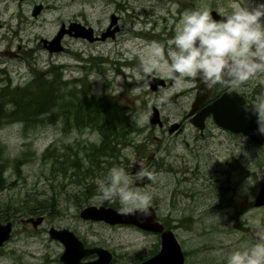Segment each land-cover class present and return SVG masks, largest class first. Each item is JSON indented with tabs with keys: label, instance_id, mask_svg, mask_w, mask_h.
Listing matches in <instances>:
<instances>
[{
	"label": "rangeland",
	"instance_id": "1",
	"mask_svg": "<svg viewBox=\"0 0 264 264\" xmlns=\"http://www.w3.org/2000/svg\"><path fill=\"white\" fill-rule=\"evenodd\" d=\"M43 1L46 6L35 17L30 12L32 6L25 4L27 20L21 25L24 29L19 34L21 43L26 46L22 50L25 48L26 52L20 58L8 57L0 61V86L24 85L37 71L55 67L60 71L56 82L64 94L70 89L83 88L97 99L101 85L104 96L116 95L124 99L128 92H133L136 96L133 101L138 106L154 97L147 94V82L140 70H152L151 66L159 63L161 66L156 70L171 76L163 67L161 53L168 59L169 51L174 49L170 42L185 11L214 8L223 12L226 7L231 9L234 2L245 3V0ZM118 3H125V6L116 12ZM14 9L15 5H6V0H0L1 49L8 47L13 51L19 41L16 39L19 36L11 37L12 31L7 29L10 28L7 26L9 20L12 28H16L14 24L18 17L10 19ZM112 12L121 15L117 23L120 30L114 37L93 43L65 37L67 49L52 54L39 43V37L49 38L61 21L86 20L103 30L109 25ZM7 37L13 38L10 46L4 42ZM116 68L123 76L116 74ZM131 76H134L135 84L129 88ZM104 79L112 81L105 89ZM190 85L189 80L183 78L178 82L177 79L162 90L169 96L162 105L165 112L186 102L183 93H174ZM259 90L257 95H264V85ZM120 92L123 94L119 95ZM61 112L54 106L40 115V120L7 122L0 128V144L8 159L3 170L4 184L0 187V211L3 208L4 212L12 211L23 198L53 200L54 204L53 209L44 212V219L36 228L21 222L20 215L12 219L11 235L0 246V264H55L53 258L60 251V245L49 238L47 229L51 225L78 223L79 200L87 188L91 193L84 204L101 202L122 210L118 200L102 199L96 184L97 180L106 178L113 166L125 167L132 186L151 195V204L162 218L167 214L165 222L168 225L173 226L176 220L180 222L174 231L185 251L184 264H226L230 252L264 237V204L254 205L255 196L264 185V142L258 145L245 136L214 126L208 138L201 137L196 142L187 138L189 145L178 141L181 138L178 137L175 146L163 155L160 170L146 169L150 176L141 178L131 171L136 152L135 148L125 147L122 149L125 157L101 154V170L98 162L92 176L85 179L75 173L83 172L89 164L87 150L92 147V142L98 141V131L90 126L73 125L72 120ZM146 133L136 135L134 139L141 151L154 146L145 138ZM48 147L49 156L46 153ZM61 155H67L68 159L62 168L56 162L58 158L62 159ZM85 185H88L86 189ZM89 224L81 223L83 227ZM91 228L97 232L101 230V243L114 249L112 264H137L141 253L149 254L160 245L156 234L132 225L101 223L100 227L94 223Z\"/></svg>",
	"mask_w": 264,
	"mask_h": 264
},
{
	"label": "flooded vegetation",
	"instance_id": "2",
	"mask_svg": "<svg viewBox=\"0 0 264 264\" xmlns=\"http://www.w3.org/2000/svg\"><path fill=\"white\" fill-rule=\"evenodd\" d=\"M26 3H29V5L32 6V9H30L31 14L35 17L37 16L42 9L45 8L46 4L43 0H6V5H15V9L11 12L12 16H17L16 23L14 26L16 28H12L13 24L10 23V20L7 23V26L10 28H7L8 30L12 31L11 37H18L16 38L19 41L16 43V49L13 50V53L10 55H0V61H3L5 58H20L21 55L25 54V48L22 50L24 46L23 43H21L22 37H20V31L23 30L24 26L21 27V25L27 20L25 16V9L24 6ZM36 5L37 8H36ZM125 6V3L123 4ZM122 4L118 3V6H116V12L117 10L121 11V7H123ZM40 6V7H39ZM38 9L37 13L34 14V10ZM214 9V8H213ZM211 9V10H213ZM210 10V11H211ZM216 10V9H214ZM220 14H229L231 12V9L226 7V9H223V12H219ZM111 14H115L112 12ZM110 14V15H111ZM116 15V26L117 30H115V33L120 30V26L118 23V20L121 19V15ZM214 19L220 20L213 16ZM72 21H77L82 23L85 26H91L93 28V34L100 35L101 28L94 27L90 22L84 20L80 21L79 19L75 20H68L67 22L61 21L58 29L56 32L49 37L53 38L59 29L61 28V25L64 24L65 28H67L68 24ZM74 32V30L72 31ZM115 33L113 34V37L115 36ZM5 36V35H3ZM11 37H7L4 39V42L6 43V46H10L12 39ZM65 37H73L85 40L87 42L93 43V42H100L101 39H94L89 40L86 37L82 36H74L73 34H69L64 32L62 36L60 37L59 42L62 45V49L60 51H63L67 49L64 46V40ZM42 37H39V43L41 46L49 53H56L59 52L58 50H49L47 46L44 45V43L41 41ZM105 40V39H104ZM1 49V48H0ZM3 49H10L8 47H5ZM12 50V49H11ZM32 51H34V48H31ZM94 57L91 56V59ZM88 60V58L86 59ZM126 65V62L124 63ZM120 66V64H118ZM117 73L121 76H123V73L120 69L116 68ZM140 72H143V76L145 78V81L147 82V88L148 92L147 94H153L154 97H150L148 100V103L140 102V106H138L133 100L136 98L134 96L133 92H128V95L122 99L121 97H117L116 95H109L104 96L101 94V85H100V92L98 96V102L96 104H93L91 108H84L85 111H83L82 114H75L74 107L69 106L68 114L66 115L67 118L71 119L73 122V125L80 124V122H77V119L80 117H83L82 119L86 118H94L96 121V125L99 126L98 128V134L99 139L97 142H92V145H95L98 154H99V164H100V170H101V153L104 155H108L111 157H125L123 148L125 147H131L132 149L135 148L136 154L133 156L134 160L131 162V171L133 173H137L139 170V163H142L145 169H155L154 171L160 170L161 166L163 165V155H167L170 151L169 149L172 146H175V140L178 137H181L178 139V141H182L185 145H189V141L187 138L192 139L194 142H196L201 137L208 138L209 135H212V128L218 127L221 130H224L228 133L238 134L247 137L249 140H251L248 136L243 134L241 131H233L230 129H227L217 123V121L214 119L213 113L205 112V108L214 100H216L219 96H221L225 92H231L236 94L234 99L237 102L239 107H242L245 104H252L257 94L260 93V86L264 85V74H258L256 79H252L248 81L245 84H242L238 87H233L229 84H217L214 88L211 89L208 96L205 97V99L196 100V94L198 90V81L192 80L190 78H184L186 80H189L192 82V85L189 87H181L177 92L174 93V95H178L183 93V96L187 97V100L185 103L176 106L175 110H172L170 112H165L164 103L168 99V95L164 94L162 90H165L170 85H172L177 78H174L175 74L171 73L170 75L164 76L160 73V71L156 69L152 70H140ZM150 76V77H149ZM134 76H131L132 82L130 83L129 88H132V85L135 84V81L133 79ZM153 77V79L151 78ZM112 81L104 79L103 83V89L106 87L111 86ZM73 90V89H71ZM74 90H77L79 92V95L83 98V102L86 104V97H92L90 94L86 95V91L83 88H74ZM81 91V94H80ZM123 93L120 92L119 95H122ZM94 98V97H93ZM149 100H152L149 102ZM90 105L86 104L85 106ZM132 115L136 117V119L132 118ZM84 124H88L90 120H81ZM202 124V126H201ZM101 125L103 127V131L101 130ZM85 126V125H83ZM145 134V138L147 140L151 141V144H154V146L151 148L149 147L147 150L141 151L136 143L134 142L135 136L139 134ZM145 140V139H143ZM146 141V140H145ZM253 141V140H252ZM148 142V141H147ZM125 144V145H124ZM124 145V146H122ZM193 150H195V147H192ZM198 149V148H197ZM195 155V154H193ZM157 159V160H154ZM160 159V160H159ZM111 163V162H107ZM121 167V166H120ZM125 168V167H122ZM93 174V171H92ZM99 175L101 176V172H99ZM92 176V175H91ZM86 186V185H85ZM91 193V192H90ZM85 194V191L83 192ZM85 196V195H84ZM87 198V197H86ZM84 197H82L79 202V207H81L78 211V217L79 220L77 224L73 226H53L55 228H62L66 227L70 231L73 232V234L77 237L76 240L72 239L71 242V249L73 251V254L75 256L76 261L79 264H101V248L107 249L110 252V260L108 264H112L113 259L115 258V251L113 248H109L108 246L101 243V230L99 232L95 231L91 228L94 223L96 225H99L101 227V223L104 225H112L113 224H127L132 225L133 227H136L138 229H141L143 231H146L148 233H154L158 236V240H160L161 243V233L160 231H152L143 229L135 224L131 223H109L101 219H93V218H83L80 216V210L84 206L87 205H96V206H111L113 208H116L115 206L109 205V204H101V202L95 204L93 202H89L87 204H84L83 202L88 200ZM83 205V206H81ZM155 210V220L160 222L163 225L164 229H171L175 235L174 228H177L180 223L179 221L173 222V226L168 225V223L165 222V218H167V214L162 215L159 214L157 208L151 204ZM120 210L118 207L116 208ZM171 214L168 213V216ZM36 216H43L42 220L37 222L36 225H34L31 221L26 220L29 217H36ZM44 213H38V214H22L20 215V221L23 223H30L34 228H36L39 224L42 223L44 219ZM172 217H175L174 215H171ZM10 220V219H9ZM1 221V220H0ZM8 220H4L2 222H5ZM12 221V225L13 220ZM181 221V220H180ZM90 223L89 226L83 227L81 223ZM13 229V226H12ZM49 229V228H48ZM47 229V232H48ZM12 232V231H11ZM176 239L177 236L175 235ZM49 238L55 242V244L60 245V251L57 252L55 257L53 258V261L55 264H66L64 261L61 260L60 256L65 248L64 242H62L60 239L54 238L49 236ZM179 242V240L177 239ZM103 242V241H102ZM180 244V243H179ZM181 246V245H180ZM160 248V245H159ZM158 249H155V251H151L149 254H140V257L137 260V264L140 263L142 260L146 259L147 257L153 255L156 253ZM182 248V247H181ZM183 250V249H182ZM184 255L185 251L183 250ZM73 256V255H72ZM73 259V258H72ZM185 262V261H184Z\"/></svg>",
	"mask_w": 264,
	"mask_h": 264
},
{
	"label": "clouds",
	"instance_id": "3",
	"mask_svg": "<svg viewBox=\"0 0 264 264\" xmlns=\"http://www.w3.org/2000/svg\"><path fill=\"white\" fill-rule=\"evenodd\" d=\"M231 12L220 20L213 18L206 8L185 11L176 27L171 44L174 49L163 67L178 79L198 80L205 90L217 84L238 87L264 74V2L245 0L234 2ZM160 64L151 67L159 69ZM244 111L256 117L257 131L264 135V95L252 104L243 105ZM133 119H136L132 115ZM138 177L150 176L139 163ZM104 200H118L127 214H151V195L133 187L122 167L113 166L105 179L96 181ZM226 264H264V237L258 242L233 250Z\"/></svg>",
	"mask_w": 264,
	"mask_h": 264
},
{
	"label": "water",
	"instance_id": "4",
	"mask_svg": "<svg viewBox=\"0 0 264 264\" xmlns=\"http://www.w3.org/2000/svg\"><path fill=\"white\" fill-rule=\"evenodd\" d=\"M37 6L38 5H36V8ZM36 8L33 11L34 14L38 11ZM210 13L218 19H222V17L227 15L220 14L214 9L211 10ZM73 30L74 32H72ZM115 30H117L116 15L111 14L109 25L105 30L101 31L100 35L95 36L91 26H85L80 22L72 21L68 24L67 28L62 24L61 28L53 38L49 39L42 37L41 41L49 50L59 51L62 49L59 40L64 32L73 34L74 36L86 37L89 40H104L109 36H113ZM12 53L13 51L11 49H0V55H10ZM151 78L153 79V77ZM210 91L211 89L205 90L203 85L198 81L196 100L205 99ZM235 96L236 94L231 92L223 93L205 108V112L213 113L214 119L223 127L233 131H241L258 145L263 144L264 135L259 134L257 131L256 117L246 113L243 106L239 107L237 104L238 101L234 99ZM262 204H264V185L259 188L254 199V205ZM150 212L151 214L148 216H143L139 212L135 214H127L123 210H118L111 206L101 205L98 207L91 204L84 206L82 210H80V216L83 218L101 219L109 223H131L143 229L160 231L161 243L159 250L138 264H184L185 255L173 231L171 229H164L163 225L155 220V210L153 206L150 207ZM42 218L43 216H36L29 217L26 220L31 221L36 225V223L41 221ZM12 226L11 220L5 222L0 221V246L10 237ZM48 235L64 242L65 248L60 256L62 261L66 264H79L71 249L72 239L76 240L77 238L72 231L66 227H49ZM110 257V252L107 249L101 248V264H108Z\"/></svg>",
	"mask_w": 264,
	"mask_h": 264
},
{
	"label": "trees",
	"instance_id": "5",
	"mask_svg": "<svg viewBox=\"0 0 264 264\" xmlns=\"http://www.w3.org/2000/svg\"><path fill=\"white\" fill-rule=\"evenodd\" d=\"M52 66V65H51ZM55 67H50L45 71H37L34 73L33 77L30 79L29 83L24 85L5 84L0 86V128L4 123L13 121H23V122H33L40 120V115L45 114L53 109L54 106L60 108L61 114H68L69 106L74 105L75 114H82L84 108H91L93 104L98 102V99L93 97H86V104L83 102V98L79 95L77 90H68L66 94L60 91L59 84L56 79L60 77V71L55 70ZM81 94V91H80ZM88 92H86V95ZM73 98V99H72ZM78 101V102H77ZM76 102V103H75ZM80 117L77 119L76 126H90L94 129L99 128L96 125L94 118H84ZM81 120H90L88 124H84ZM101 130L103 127L101 125ZM50 147L47 148V155L50 154ZM4 148L0 144V187L4 184L3 170L7 164V157L3 155ZM95 145H92L90 149L87 150L89 164L86 168L75 173L78 177L82 176L85 179L89 178L92 174L93 169L99 162V154ZM102 154V153H101ZM62 159L58 158L56 162L60 163L61 168L64 163H67V155H61ZM102 156V155H101ZM77 166L76 163L73 164ZM17 168V165H15ZM53 168V167H52ZM79 170V168L77 169ZM63 171V170H61ZM88 185L85 186V189ZM91 190L87 188L85 190L86 198L90 194ZM79 200V198H76ZM45 201H47L45 203ZM45 203V204H44ZM76 205V203H75ZM53 200H38L23 198L18 200V204L14 206L12 211L4 212V208L0 211V220H12L15 216L22 214H38L48 211V209H53ZM52 211V210H51Z\"/></svg>",
	"mask_w": 264,
	"mask_h": 264
},
{
	"label": "bare ground",
	"instance_id": "6",
	"mask_svg": "<svg viewBox=\"0 0 264 264\" xmlns=\"http://www.w3.org/2000/svg\"><path fill=\"white\" fill-rule=\"evenodd\" d=\"M73 99V98H72ZM78 102V101H77ZM76 103V102H75ZM72 106H74V105H72Z\"/></svg>",
	"mask_w": 264,
	"mask_h": 264
}]
</instances>
